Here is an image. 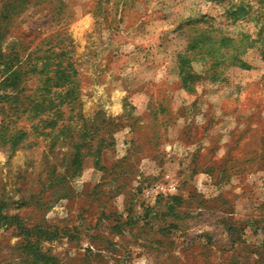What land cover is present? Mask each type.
Listing matches in <instances>:
<instances>
[{"label":"rangeland","instance_id":"obj_1","mask_svg":"<svg viewBox=\"0 0 264 264\" xmlns=\"http://www.w3.org/2000/svg\"><path fill=\"white\" fill-rule=\"evenodd\" d=\"M4 118L0 264H264V0H0Z\"/></svg>","mask_w":264,"mask_h":264},{"label":"trees","instance_id":"obj_2","mask_svg":"<svg viewBox=\"0 0 264 264\" xmlns=\"http://www.w3.org/2000/svg\"><path fill=\"white\" fill-rule=\"evenodd\" d=\"M185 61H191L190 57H187ZM190 68V72L189 75H183L182 77V85L184 86V88H186V83L187 81H189V79L187 77H193L195 76L193 74V70ZM64 70H60L61 73H63ZM198 76V77H197ZM197 78H200L201 76L197 75ZM59 80V76L56 77ZM191 85H193L191 83ZM194 86V85H193ZM72 93L66 94V97L60 101H58V103H56V101H51V104H55L57 106L61 105V104H65L66 101L69 100V102L67 103L68 105H72V107H74V103L76 102V97L75 95H73V90L71 91ZM76 104V103H75ZM59 108V107H58ZM74 109V108H72ZM59 117V116H58ZM56 121H50L49 126H51L50 131L47 133H45L46 135H51L53 133V129L54 126H56ZM29 136V132L24 129V128H20V129H13L12 131L8 130V126H6L5 124V118L2 120V123L0 125V143L1 144H5V145H9L11 149H16V148H20L23 147L26 144V140ZM80 147L76 148V154L73 156V164H77L82 162L81 160V156H80ZM78 165V164H77ZM27 229H23L21 228L22 232H27ZM46 230L43 231H39V236L42 237V239H49L54 237L55 235H57L58 233H60V230L57 227H54L53 229L48 228ZM33 233V232H32ZM38 241L36 243H32V241H27L26 245H25V249L27 250H31L32 252H34V256L36 258H39L40 260L43 261V264H49L48 262L50 261V259H47L41 252H40V248L38 246ZM51 263L50 264H58V262L54 259H51Z\"/></svg>","mask_w":264,"mask_h":264},{"label":"crops","instance_id":"obj_3","mask_svg":"<svg viewBox=\"0 0 264 264\" xmlns=\"http://www.w3.org/2000/svg\"><path fill=\"white\" fill-rule=\"evenodd\" d=\"M200 165H203V164H200ZM205 170H204V166H200L199 167V165H198V168L196 169V175L199 177V178H201L202 180L204 179V174H205V172H204ZM200 173V174H199Z\"/></svg>","mask_w":264,"mask_h":264},{"label":"built area","instance_id":"obj_4","mask_svg":"<svg viewBox=\"0 0 264 264\" xmlns=\"http://www.w3.org/2000/svg\"><path fill=\"white\" fill-rule=\"evenodd\" d=\"M174 188V187H173Z\"/></svg>","mask_w":264,"mask_h":264}]
</instances>
